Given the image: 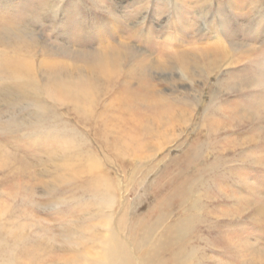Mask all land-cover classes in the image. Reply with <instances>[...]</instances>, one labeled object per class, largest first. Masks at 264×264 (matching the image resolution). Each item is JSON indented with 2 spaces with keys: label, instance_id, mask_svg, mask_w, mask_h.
I'll return each mask as SVG.
<instances>
[{
  "label": "rangeland",
  "instance_id": "1",
  "mask_svg": "<svg viewBox=\"0 0 264 264\" xmlns=\"http://www.w3.org/2000/svg\"><path fill=\"white\" fill-rule=\"evenodd\" d=\"M170 1L0 0V264H264V0Z\"/></svg>",
  "mask_w": 264,
  "mask_h": 264
},
{
  "label": "bare ground",
  "instance_id": "2",
  "mask_svg": "<svg viewBox=\"0 0 264 264\" xmlns=\"http://www.w3.org/2000/svg\"><path fill=\"white\" fill-rule=\"evenodd\" d=\"M169 1V0H168ZM192 0H171L170 3L172 4V6L174 8L177 7V9H181L180 7L182 6V11L185 12V9L190 11L187 7V2L191 3ZM200 1L202 0H195L193 3H195V7L197 6L198 3H200ZM211 1V0H210ZM176 2H177V5H180L179 7L176 5ZM249 2L251 3H256L255 0H249ZM192 3V4H193ZM254 3V5H255ZM105 4V3H104ZM202 6H205L206 4L209 5L211 4V2H207L205 0H203V2L201 3ZM250 5V4H249ZM176 6V7H175ZM210 6V5H209ZM184 7V8H183ZM105 8V7H104ZM168 8V7H167ZM110 9V8H109ZM112 9V8H111ZM176 13V12H175ZM209 14V13H208ZM208 19V17H207ZM211 21L212 19L209 18ZM216 21V20H215ZM184 28H192L191 25L187 24ZM182 28L183 30V33L182 35H185V29ZM193 33V32H192ZM191 33V34H192ZM257 33V32H256ZM204 53V52H203ZM214 56V55H212ZM215 59V58H214ZM218 59V58H217ZM216 59V60H217ZM212 60V59H211ZM216 62V61H215ZM218 62V61H217ZM208 63H209V60H208ZM207 63V64H208ZM210 65V63L208 64V66ZM212 67L214 68V66L212 65ZM209 69V68H208ZM208 69H206L208 71ZM212 69V68H211ZM210 72V71H209ZM213 72V71H212ZM192 73V72H191ZM193 80V79H192ZM194 82V81H193ZM205 84V83H204ZM203 84V85H204ZM191 86V85H190ZM62 88V91H63V95L66 96V97H69L71 98L72 100L76 101V103H80L83 107H88L92 104L93 102V99H94V93L92 91V89L90 88V86L86 85V84H78L77 86L75 87H68L66 85H62L61 86ZM189 88V87H188ZM200 89V88H199ZM193 90V88H192ZM202 90V89H201ZM258 90V89H257ZM124 97H125V102L126 104L128 103V99L126 97V95L124 94ZM248 98V97H247ZM245 99V98H244ZM259 100V99H258ZM237 101V100H236ZM118 102L120 103V100H118ZM121 104V103H120ZM122 105V104H121ZM189 114V113H188ZM169 121V120H168ZM170 132V131H169ZM172 133V132H170ZM169 133V134H170ZM233 133V132H232ZM163 140V139H161ZM140 148V147H139ZM138 150V148H136ZM186 152V151H185ZM262 158V156L260 157ZM259 158V159H260ZM258 159V160H259ZM257 160V161H258ZM261 161L258 162L259 165H264V156L262 159H260ZM254 161V160H253ZM256 161V160H255ZM254 164V162H253ZM247 165V164H246ZM249 165V164H248ZM25 166V165H24ZM20 169V168H19ZM96 169H98V165L96 164ZM26 171V170H25ZM100 177V179L103 181V178H102V175H98ZM182 182V181H181ZM178 183V182H177ZM9 186V185H8ZM173 186V185H172ZM181 191V190H180ZM169 192V191H168ZM184 193V192H183ZM165 219V216H161L160 218H158V220L160 221H164ZM167 237H168V234L162 238H159L158 240V243L152 248V244H151V248L149 250V252H144L142 253V257H141V260H140V264H166L165 262V259L161 258L159 252H160V249L162 248H166L167 247ZM117 243L116 242V245L113 249H111V252L108 253L107 255V259H108V263L107 264H126L127 263V259H129V256L126 254L124 256H120L118 253H117V250H118V246H117ZM172 264H183L181 262H179L178 260V254H175L173 255V259H172Z\"/></svg>",
  "mask_w": 264,
  "mask_h": 264
}]
</instances>
